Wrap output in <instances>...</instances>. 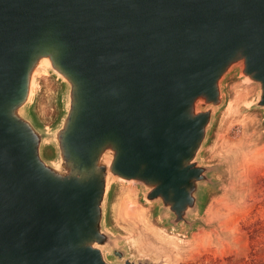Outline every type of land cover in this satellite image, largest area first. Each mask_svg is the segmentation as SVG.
I'll use <instances>...</instances> for the list:
<instances>
[{"label":"water","instance_id":"1","mask_svg":"<svg viewBox=\"0 0 264 264\" xmlns=\"http://www.w3.org/2000/svg\"><path fill=\"white\" fill-rule=\"evenodd\" d=\"M236 69L264 111V0H0V264H153L109 229L113 184L193 229ZM42 70L64 85L50 130L30 110Z\"/></svg>","mask_w":264,"mask_h":264},{"label":"rangeland","instance_id":"2","mask_svg":"<svg viewBox=\"0 0 264 264\" xmlns=\"http://www.w3.org/2000/svg\"><path fill=\"white\" fill-rule=\"evenodd\" d=\"M223 87L226 102L202 153L204 164L215 168L214 184L206 188L193 229L169 227L158 206L145 202L137 184H113L107 225L129 258L205 264L247 258L252 245L257 249L264 244V111L254 107L259 86L236 69ZM63 93L64 85L51 72L38 74L30 110L42 127L50 130L59 121ZM44 153L54 155L51 149Z\"/></svg>","mask_w":264,"mask_h":264},{"label":"trees","instance_id":"3","mask_svg":"<svg viewBox=\"0 0 264 264\" xmlns=\"http://www.w3.org/2000/svg\"><path fill=\"white\" fill-rule=\"evenodd\" d=\"M251 242H253V236L250 237ZM205 264H264V244L255 249L252 245L251 252L247 258L236 260L233 257H228L224 259H216Z\"/></svg>","mask_w":264,"mask_h":264}]
</instances>
